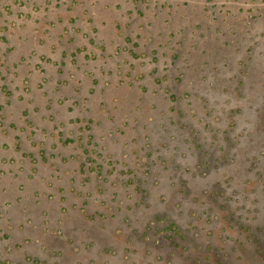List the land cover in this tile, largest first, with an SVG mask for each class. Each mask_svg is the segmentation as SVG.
Returning <instances> with one entry per match:
<instances>
[{"label":"rangeland","instance_id":"1","mask_svg":"<svg viewBox=\"0 0 264 264\" xmlns=\"http://www.w3.org/2000/svg\"><path fill=\"white\" fill-rule=\"evenodd\" d=\"M0 264H264V0H0Z\"/></svg>","mask_w":264,"mask_h":264}]
</instances>
